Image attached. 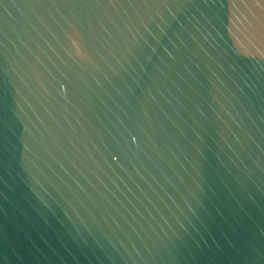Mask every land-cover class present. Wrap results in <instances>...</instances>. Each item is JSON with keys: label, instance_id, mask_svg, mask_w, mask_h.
<instances>
[{"label": "water", "instance_id": "95a60500", "mask_svg": "<svg viewBox=\"0 0 264 264\" xmlns=\"http://www.w3.org/2000/svg\"><path fill=\"white\" fill-rule=\"evenodd\" d=\"M0 264H264V0H0Z\"/></svg>", "mask_w": 264, "mask_h": 264}]
</instances>
